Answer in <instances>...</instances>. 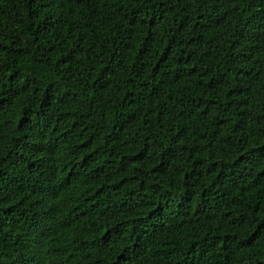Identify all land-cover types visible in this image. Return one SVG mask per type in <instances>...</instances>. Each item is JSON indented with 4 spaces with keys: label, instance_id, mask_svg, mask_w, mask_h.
<instances>
[{
    "label": "trees",
    "instance_id": "trees-1",
    "mask_svg": "<svg viewBox=\"0 0 264 264\" xmlns=\"http://www.w3.org/2000/svg\"><path fill=\"white\" fill-rule=\"evenodd\" d=\"M0 264H264V0H0Z\"/></svg>",
    "mask_w": 264,
    "mask_h": 264
}]
</instances>
